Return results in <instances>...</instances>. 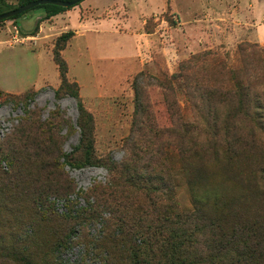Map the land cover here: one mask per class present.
<instances>
[{"label":"rangeland","instance_id":"374dc122","mask_svg":"<svg viewBox=\"0 0 264 264\" xmlns=\"http://www.w3.org/2000/svg\"><path fill=\"white\" fill-rule=\"evenodd\" d=\"M44 16L0 22V108L20 109L0 139V264H175L181 230L193 264H264V0H84ZM68 33L71 94L53 62ZM137 77L148 122L129 144Z\"/></svg>","mask_w":264,"mask_h":264},{"label":"trees","instance_id":"16d2710c","mask_svg":"<svg viewBox=\"0 0 264 264\" xmlns=\"http://www.w3.org/2000/svg\"><path fill=\"white\" fill-rule=\"evenodd\" d=\"M38 0H20L18 7L14 8L13 10L24 6L28 3L31 2H35ZM62 2H66V3H71L74 0H59ZM4 3V2H1ZM79 5V4H78ZM73 8V7H72ZM71 8H62V7H57V6H53V5H44V6H38L32 10H42L45 13L44 16V20H48L51 19L53 17L58 16L59 14L66 12L68 10H70ZM32 10L28 11L31 12ZM23 13L21 15H18L14 18H11L9 20H14L17 19L25 14ZM0 15H2L1 10H0ZM7 20L3 21L6 22ZM38 31V27H35L34 33H36ZM32 37H34L32 35ZM73 37L72 33H68L66 35L61 36L56 44H55V50L56 53L53 54V62L55 64V66L57 67L58 70V76H59V80L61 83L60 89L58 90L61 92H65V93H69L71 94V90L73 88H75V85H68L67 81H66V75L68 73V69H67V65L65 63V61L62 59L60 52H62L65 49L66 44L68 43V41ZM182 71V68H181ZM182 75H172L171 80L176 82L177 80L181 79ZM138 80L139 77H137L135 79L134 82V90H135V109H134V114H133V123L131 125V132H130V137L128 139L129 144H132V142L135 140V135L137 133H140L142 129L146 128L147 126V118H146V113H147V109L144 105V103L141 101V96L139 94L138 91ZM161 86V88L163 86H166L167 88V84L166 85H159V87ZM170 88V87H169ZM57 92V93H58ZM235 102L234 104V108L236 110V113L238 114V116L248 122H252L253 117L255 116V113L252 112V109L250 108V104L251 101L246 98L241 91H237L235 94ZM77 103V107H78V111H79V115H82V108L80 106V103L77 99L76 95H72L71 96ZM85 128H83L82 132H83V138L85 141V147H84V155L89 157L91 154V150H92V145H91V141H90V137H89V130H84ZM180 216H176V218L178 219ZM184 231L181 230L180 234H178V231L176 232L175 238H174V245H173V251H174V256H175V264H193L192 262L188 261V259H186L185 253H184V248H187V246L190 244V240H188L189 237L187 236H183ZM72 248V243L71 241H66L62 246H61V251L59 252V254L61 255L62 253H66L68 251H70V249ZM117 256V255H116ZM117 261L115 262L116 264H123L124 262H126L127 260H125L124 258H120L119 256H117ZM128 259V258H126Z\"/></svg>","mask_w":264,"mask_h":264},{"label":"water","instance_id":"95a60500","mask_svg":"<svg viewBox=\"0 0 264 264\" xmlns=\"http://www.w3.org/2000/svg\"><path fill=\"white\" fill-rule=\"evenodd\" d=\"M83 1L84 0H74L71 3H66V2L59 1V0H38L35 2L28 3L22 7H19L18 9L12 10L8 13L0 15V22H3L5 20L14 18V17L21 15L23 13H26V12H28V11H30V10L38 7V6L53 5V6L62 7V8H72V7H75L76 5L80 4Z\"/></svg>","mask_w":264,"mask_h":264},{"label":"built area","instance_id":"2783aa9c","mask_svg":"<svg viewBox=\"0 0 264 264\" xmlns=\"http://www.w3.org/2000/svg\"><path fill=\"white\" fill-rule=\"evenodd\" d=\"M20 109H11V105L0 108V139L13 128V122H16L17 114Z\"/></svg>","mask_w":264,"mask_h":264},{"label":"crops","instance_id":"0c3cea01","mask_svg":"<svg viewBox=\"0 0 264 264\" xmlns=\"http://www.w3.org/2000/svg\"><path fill=\"white\" fill-rule=\"evenodd\" d=\"M24 39H26V38H24ZM28 39V38H27ZM34 39H36V38H34Z\"/></svg>","mask_w":264,"mask_h":264}]
</instances>
